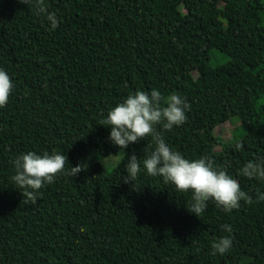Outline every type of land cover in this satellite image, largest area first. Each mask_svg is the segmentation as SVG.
Masks as SVG:
<instances>
[{
  "label": "trees",
  "instance_id": "trees-1",
  "mask_svg": "<svg viewBox=\"0 0 264 264\" xmlns=\"http://www.w3.org/2000/svg\"><path fill=\"white\" fill-rule=\"evenodd\" d=\"M45 4L59 19L54 30L31 6L0 0V68L15 84L0 108V264H264V202H255L264 180L238 174L264 157V0ZM218 56L227 60L214 63ZM138 89L185 97L187 121L157 130L185 158L225 167L254 202L226 213L209 200L197 217L187 210L191 192L143 168L134 190L125 165L133 153L143 159L150 137L113 169L88 165L91 150L122 151L100 123ZM233 117L242 125L224 141L214 131ZM29 151L67 155L66 170L88 168L59 175L26 203L11 161ZM224 235L231 250L212 255Z\"/></svg>",
  "mask_w": 264,
  "mask_h": 264
},
{
  "label": "clouds",
  "instance_id": "clouds-1",
  "mask_svg": "<svg viewBox=\"0 0 264 264\" xmlns=\"http://www.w3.org/2000/svg\"><path fill=\"white\" fill-rule=\"evenodd\" d=\"M19 2L34 8L36 15L45 16L53 30L59 26L56 13L48 12L45 0ZM14 89L12 78L0 68V108L7 106ZM190 109L191 104L179 93L172 92L164 97L157 89L150 92L138 89L108 111L100 125L110 127L109 140L123 152L129 145L150 137L143 149L145 156L142 160L134 153L128 158L124 183L131 182L133 189L138 190L136 180L143 168L148 176L162 177L164 183L174 185L177 192H191L187 210L197 217L206 211L209 200L214 201L226 213L239 209L241 201L252 204L253 196L241 189L239 180L230 175L225 167L217 166L208 157L192 160L185 158L179 151L173 150L157 130L156 126L160 124L169 131L183 125ZM236 147L241 149L243 145L238 144ZM11 163L15 170L12 182L17 189L23 190L20 193L25 202L32 204L37 203L39 191L53 183L59 175L74 177L88 168L86 163L81 162L66 170L67 155L56 151L51 154L29 151L18 155ZM238 174L248 179L264 180V157L258 162L248 161ZM255 202H264V192L256 193ZM220 228L224 232H232L229 224H222ZM232 246L231 235L221 236L211 244L212 255H224Z\"/></svg>",
  "mask_w": 264,
  "mask_h": 264
},
{
  "label": "rangeland",
  "instance_id": "rangeland-1",
  "mask_svg": "<svg viewBox=\"0 0 264 264\" xmlns=\"http://www.w3.org/2000/svg\"><path fill=\"white\" fill-rule=\"evenodd\" d=\"M227 60L225 57L218 56L214 59L218 63H224ZM242 125L241 120L238 117L231 118L228 122L216 127L215 135L227 141L233 137L234 134L238 133L240 126ZM220 149V148H218ZM124 156V152L121 151L118 154L110 155L108 157H104L100 155L97 150H91L88 152L86 163L88 165H92L95 163H100L107 169H113L116 167ZM104 164V165H103Z\"/></svg>",
  "mask_w": 264,
  "mask_h": 264
}]
</instances>
